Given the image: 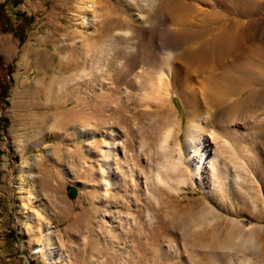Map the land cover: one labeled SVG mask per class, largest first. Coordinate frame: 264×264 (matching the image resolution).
Segmentation results:
<instances>
[{
	"label": "rangeland",
	"instance_id": "374dc122",
	"mask_svg": "<svg viewBox=\"0 0 264 264\" xmlns=\"http://www.w3.org/2000/svg\"><path fill=\"white\" fill-rule=\"evenodd\" d=\"M142 1L20 0L4 7L9 26L17 15L33 22L18 37L0 28L7 87L0 99V264H264V78L214 76L239 88L255 84L238 100L257 92L236 107L202 109L214 118L218 154L198 176L184 143L187 125L203 119L190 118L173 89L160 107L142 101L163 54L180 56L198 34L182 29L180 42L167 45L157 21L167 0ZM183 1L218 10L222 19L251 20L253 44L262 50L255 62L264 59V17L255 13L264 15V0ZM133 4L145 24L111 48L112 38L134 26L126 11ZM192 79L200 86L202 76ZM166 128L174 132L170 147L182 153L176 173L161 169L170 155L158 149Z\"/></svg>",
	"mask_w": 264,
	"mask_h": 264
},
{
	"label": "bare ground",
	"instance_id": "6f19581e",
	"mask_svg": "<svg viewBox=\"0 0 264 264\" xmlns=\"http://www.w3.org/2000/svg\"><path fill=\"white\" fill-rule=\"evenodd\" d=\"M96 1L98 0H94L93 3ZM221 2L224 3L223 0H220V4ZM93 3L91 6H93ZM143 3L142 7L146 2L144 1ZM206 3L207 1L204 2V4ZM259 3L263 7L262 10H264V1ZM138 4L140 5V3ZM135 6L138 7L137 4ZM135 6L133 4L132 7L126 9L127 12H133L134 18L131 22L134 26L131 31L118 34L116 37L112 38L111 44H109L111 48L115 47L117 38L124 39V37L126 38L135 33L138 27L140 29L144 26V19L141 18V13H138L137 9L139 8ZM148 7L150 8V4ZM146 10L147 9H145V11ZM160 10L162 15L157 21L160 26H163V38L165 42L167 41V45L180 42L182 29H187L191 33H194V35L195 33L196 35L198 34L197 42L194 40V44L191 47L185 48L180 56L173 55L168 51L163 54L164 57L160 60L161 66L156 72V77L154 74L155 78L151 79L146 85V97H144L145 100L142 101L147 103L146 107H160L167 103L169 95L171 94L170 90L173 89L177 93L183 95L185 99L184 105L190 118L192 117L194 120V118L198 119L197 117L200 116L203 119V125H196L197 121L194 125H187L184 143V149L188 155L187 162L192 170L199 176L201 164H204L203 171L206 169L205 165L210 164L211 157L215 158L218 154L216 150L213 149L214 146L211 147L212 143H215L213 140L216 139L211 136L214 118L211 114H207V111H202V109L204 107L207 109L206 106L209 108L212 107V105L224 102L225 104L231 103L225 107H236L240 104H244L257 92H250L249 95L241 97V99L238 100V97L247 93L248 90H251V87L255 84L249 83L248 81L243 88H239L238 86L224 85L218 79H215L214 76L218 75L219 78L232 79L231 81L239 79L244 81L248 76L254 73H260V76L264 78V59L261 61L257 59V62H255V57L261 56L262 50L261 47L259 48V46L253 44L255 35L252 27V25H254L253 22L247 19L242 21L241 18L243 17H241L239 11L238 15L240 16L222 19L221 17H217L219 13L217 8V11L198 9L192 6L189 1L185 2L183 0L164 1ZM240 10L243 9L240 8ZM244 10L247 11V9ZM255 13L264 17L261 11ZM179 17H191L193 21H186L185 19L178 20L177 18ZM206 26L213 29V31L206 34L205 32H208ZM103 66L105 67V65ZM102 70L104 69L102 68ZM138 74L140 75V73ZM139 75L136 77L137 80ZM192 75L202 76L200 86L196 85L195 88V80L192 79ZM55 81L58 82L56 91L59 93L63 86L62 80L56 78ZM236 89L237 93L232 94ZM113 114L114 113H111L107 119H111ZM240 117L242 118V116ZM96 120L97 119H95V122ZM79 128L82 134L84 132V127L80 125ZM91 128L90 136H93L96 134L95 123L91 125ZM51 129L60 130L61 128L56 127ZM166 129L162 132L163 135H161L162 139L158 149L161 151V154L170 155L164 157V165L160 167L161 169L164 168L169 172L176 173L181 170L179 167L182 165V153L180 147L175 143H173V145H175L172 148L170 147L174 138V132L173 128ZM106 136H111L110 129ZM171 149L173 153H171ZM106 154L109 153L107 152ZM171 154H177V157L174 158ZM160 172V170L156 171L155 179L158 183L163 184L164 180L160 177Z\"/></svg>",
	"mask_w": 264,
	"mask_h": 264
},
{
	"label": "trees",
	"instance_id": "16d2710c",
	"mask_svg": "<svg viewBox=\"0 0 264 264\" xmlns=\"http://www.w3.org/2000/svg\"><path fill=\"white\" fill-rule=\"evenodd\" d=\"M12 2L13 5H17L20 3V0H5L3 3H0V28L2 30H5L7 27L9 28V31L15 36L18 37L19 34L22 32V26L23 25H31L33 22L32 17H27L25 15H17V21L14 26H9L10 20L9 17H7V14L4 12V7L7 5L8 2ZM0 68H1V57H0ZM7 93V87L4 82L0 79V99H3L5 97V94Z\"/></svg>",
	"mask_w": 264,
	"mask_h": 264
},
{
	"label": "water",
	"instance_id": "95a60500",
	"mask_svg": "<svg viewBox=\"0 0 264 264\" xmlns=\"http://www.w3.org/2000/svg\"><path fill=\"white\" fill-rule=\"evenodd\" d=\"M70 192H71V196H74V192L72 188H70Z\"/></svg>",
	"mask_w": 264,
	"mask_h": 264
}]
</instances>
